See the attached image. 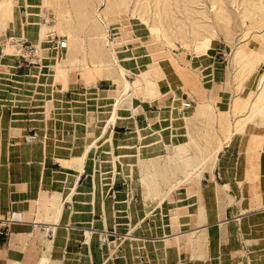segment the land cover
I'll list each match as a JSON object with an SVG mask.
<instances>
[{
    "label": "crops",
    "instance_id": "obj_1",
    "mask_svg": "<svg viewBox=\"0 0 264 264\" xmlns=\"http://www.w3.org/2000/svg\"><path fill=\"white\" fill-rule=\"evenodd\" d=\"M129 58L127 93L118 73L68 70L59 82L45 58L0 59V219L21 218L0 235V264H264V119L233 125L251 84L202 57L167 60L158 78L149 54ZM183 100L192 106L180 114ZM204 115L226 134L209 168L143 171Z\"/></svg>",
    "mask_w": 264,
    "mask_h": 264
},
{
    "label": "rangeland",
    "instance_id": "obj_2",
    "mask_svg": "<svg viewBox=\"0 0 264 264\" xmlns=\"http://www.w3.org/2000/svg\"><path fill=\"white\" fill-rule=\"evenodd\" d=\"M156 1L152 0L151 6L149 4L142 10L146 0H110L107 5L100 0H15V21L22 22L27 31L25 39L34 41V44L39 39L43 40L40 46L47 51L43 58L48 65L45 72L59 82L65 79L68 70H74V75L85 81H99V78L117 74L104 51V33L109 28L108 39L113 42L119 63L124 68V65L129 67L124 63L130 61L132 53L149 54L153 58L154 78L160 76L158 72L160 66H165V61L174 62L173 58L177 59V56H197L198 59H211L223 67L228 66L237 85L244 79L251 84L249 99L244 105L247 112L244 116L235 117V129L263 120L264 110L253 113L252 104L264 105V0H162V4L155 6ZM99 8L106 11L101 13ZM95 11L100 12L107 25L97 22ZM161 19L165 25L162 27L165 37H154L149 26L160 25ZM58 22L64 26L63 30L53 26ZM40 24L48 27V33L39 38ZM2 26L4 20L0 19V45L5 39L22 37L10 32L8 25L7 28ZM18 27L19 24L16 32ZM207 37L210 38L209 46L196 52L195 41ZM57 40H64L67 46L58 48ZM5 57L13 59L10 52ZM128 75L126 77L130 81ZM138 83L136 79L133 85ZM180 107H175L177 112ZM211 118L204 115L201 129L189 133L183 144L186 147L184 153L178 155L175 150L170 157L165 156V160H154L144 166L143 171L167 174L183 170L193 172L195 169L203 172L209 168L221 140L226 138V134L214 131L215 117ZM218 119L220 127L230 126V121L224 122L221 117ZM186 162H189L188 166Z\"/></svg>",
    "mask_w": 264,
    "mask_h": 264
},
{
    "label": "bare ground",
    "instance_id": "obj_3",
    "mask_svg": "<svg viewBox=\"0 0 264 264\" xmlns=\"http://www.w3.org/2000/svg\"><path fill=\"white\" fill-rule=\"evenodd\" d=\"M94 1V0H93ZM103 2L104 5H107L110 0H100V2ZM156 1V0H155ZM162 2V0H161ZM160 1H156L154 2L155 6H158L159 4H162ZM145 6L143 7L142 10H144L147 5L152 4V0H146L145 2ZM17 5V3L15 2V0H0V18L4 17V21H7L8 23V29L9 31H15V35H20L22 37L25 38V35H26V32L25 31V28L21 23H18L15 21V6ZM102 7V6H101ZM101 13H103L104 11H106L104 8L101 9L99 8L98 9ZM104 10V11H103ZM157 10V9H156ZM159 13H161V9L159 7ZM86 11V10H85ZM99 11H95L94 12V16L97 20V22H100V24H102V26H105L107 25L106 22L103 21V17L100 16V12ZM82 12V11H81ZM84 12V11H83ZM85 13V12H84ZM87 13V12H86ZM87 15V14H86ZM161 15V14H160ZM108 18V17H107ZM49 20V18H47ZM160 19V18H159ZM144 20V19H143ZM112 21V20H111ZM161 22V26L158 25V24H154L153 26H149V30L150 32L153 34L154 37H162L164 36L165 37V32L164 30H162V27L165 26L164 25V21L161 19L160 20ZM17 24H19V27L17 29V32H16V26ZM110 24V23H109ZM53 26L59 28L60 30H63L64 29V26L58 22L57 24H54ZM47 26L44 24V25H39V38L40 36L41 37H44L45 34H47ZM108 28V27H107ZM106 28V29H107ZM108 30L110 31V29L108 28ZM196 30V29H194ZM109 31L108 32H105L104 33V37H105V41H104V51L105 53L108 55V59L110 60V64L114 67V69L117 71V73L119 74V77L121 79V83H122V87H123V92L124 93H127L128 90L131 88V83L130 81L128 80V78L126 77L128 74H127V71L125 70V68L122 66L118 58V56L116 55V52L114 50V45L112 44L113 42H110V40L108 39L109 37ZM19 33V34H18ZM198 34V33H197ZM24 35V36H23ZM190 36V35H189ZM27 39V38H26ZM112 39V38H111ZM28 40V39H27ZM37 40V39H36ZM209 41H210V38H204L203 39H198L195 41V50L196 52H200V51H203L205 50L208 46H209ZM43 42V40H40L35 44L37 45L38 47H41L40 44ZM33 43V42H32ZM112 44V45H111ZM111 45V46H110ZM66 46H67V42H66ZM42 49V47H41ZM202 49V50H201ZM70 50V49H69ZM43 51V50H42ZM5 56V55H4ZM3 56V58H4ZM6 58V57H5ZM13 62V61H11ZM264 82V81H263ZM181 104L182 103H186L185 101H181L180 102ZM176 104V103H175ZM264 104V103H263ZM254 105V106H253ZM179 108V107H178ZM252 110H253V113L259 111V110H264V105H260L258 106V104L256 102H254L252 104ZM186 111V110H185ZM178 112L180 114H183L184 113V110L180 107V111L178 110ZM186 113V112H185ZM185 116V115H184ZM232 132V131H231ZM228 137V136H227ZM219 149V148H218ZM177 153L178 155L184 153L186 151V147L181 145L178 149H177ZM216 154L218 152V150L215 151ZM187 166L189 165V162H186L185 163ZM195 171H198V169H195ZM60 208V207H59ZM58 208V209H59ZM58 211V210H57ZM18 218V217H17ZM16 221H18L19 219H15Z\"/></svg>",
    "mask_w": 264,
    "mask_h": 264
},
{
    "label": "built area",
    "instance_id": "obj_4",
    "mask_svg": "<svg viewBox=\"0 0 264 264\" xmlns=\"http://www.w3.org/2000/svg\"><path fill=\"white\" fill-rule=\"evenodd\" d=\"M56 45L58 48H65L66 42L64 40H57ZM10 52L16 62L18 67H36L40 66L43 61L42 49L38 47L31 41L23 38V37H11L5 39L0 45V59L7 53ZM186 103H180L181 108L183 110L190 108L192 106V102L189 100H185ZM38 138V135L35 132H31L27 134L24 139L27 142L34 141ZM262 150L264 151V143L262 144ZM218 178L220 176L218 175ZM18 217V218H17ZM15 219H21L19 213H12L9 218L0 219V235H5L8 230V223L16 221ZM18 222V221H17ZM36 224H34L33 228H36ZM49 229H47V233H49ZM92 230H90V233ZM87 236H85V239ZM106 238L102 237L100 239V244L104 245L106 243Z\"/></svg>",
    "mask_w": 264,
    "mask_h": 264
}]
</instances>
